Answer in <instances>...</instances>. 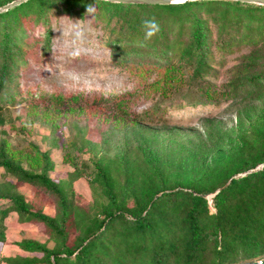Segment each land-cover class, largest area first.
I'll return each instance as SVG.
<instances>
[{"label":"trees","instance_id":"16d2710c","mask_svg":"<svg viewBox=\"0 0 264 264\" xmlns=\"http://www.w3.org/2000/svg\"><path fill=\"white\" fill-rule=\"evenodd\" d=\"M9 1L0 0V6ZM89 4L96 7L93 20L103 29L113 62L131 73L140 89L146 86L143 95L154 89L156 98L175 93L181 97L172 106L193 107L205 100H233L244 91L248 99L243 102L248 103L263 89L264 79L257 73L264 61V5L235 0H186L183 4L26 0L0 12V107L19 90L18 70L27 55L23 23L43 27L39 42L45 53L51 40L48 14L82 16ZM151 17L160 30L145 40L142 21ZM239 46L249 50L237 57L227 81L216 92L204 81L212 71L214 52L225 58ZM131 95L118 93L107 99L103 93H92L84 99L92 97L90 103L96 106L113 100L116 116L123 118L130 115L124 107ZM55 96L54 103L63 102ZM76 96L69 94L67 101ZM153 110L134 114L132 123L165 124L164 108ZM117 164L122 181L109 172L107 161L93 163L92 181L99 196L82 207L49 177L52 165L45 153L37 148L34 155L9 151L0 144V168L14 180V185L7 183L0 191L5 201L0 206L2 229L10 211L18 221L41 224L46 236L43 241H15L31 257H8L5 263L264 264V110L248 119L225 153L191 182H177L170 172L153 166L139 169L125 156ZM18 184L32 185L50 197L53 212L32 207L14 190ZM36 253L39 258L34 257ZM258 257L262 259L256 261Z\"/></svg>","mask_w":264,"mask_h":264},{"label":"rangeland","instance_id":"374dc122","mask_svg":"<svg viewBox=\"0 0 264 264\" xmlns=\"http://www.w3.org/2000/svg\"><path fill=\"white\" fill-rule=\"evenodd\" d=\"M48 22L51 40L45 53L39 42L43 27L28 21L23 23L26 62L19 66L18 92L0 107V144L9 151L34 155L37 148L45 153L52 165L49 177L82 207H87L88 202L90 206L99 196L98 186L92 181L94 162L107 161L109 172L117 175L119 181L123 180L122 174L115 167L125 156L139 169L153 166L170 172L177 182H191L204 166L225 153L248 119L264 110V85L248 103L243 102L248 99L246 91L233 100L222 98L218 103L205 100L193 107L172 106L181 97L175 93L156 98L154 89L143 95L146 86L140 89L131 73L113 62L112 49L93 15L51 11ZM248 50L249 46L236 47L225 58L214 52L212 71L204 76V81L217 92L227 81L237 57ZM261 63L263 67L257 74L264 79V61ZM125 92L132 93L124 107L130 115L121 118L115 114L113 100L107 99ZM92 93H103L107 102L96 106L90 103L92 97L84 99L85 94ZM69 94L77 96L67 101ZM55 95L62 97L63 102L54 103ZM156 106L164 108L165 124L132 123L134 114L142 115L148 110L155 113ZM7 183L14 185V180L0 168V191ZM14 190L32 207L44 213L53 212L50 197L43 196L36 187L18 184ZM205 197L209 198L210 194ZM4 202L0 199V206ZM3 223V229L0 224L4 240L0 241V264H6L3 259L8 257H31L30 253L19 250L15 241L46 239L41 224L18 221L13 212L7 213ZM39 256L34 254L36 258ZM261 259L258 257L256 261Z\"/></svg>","mask_w":264,"mask_h":264},{"label":"clouds","instance_id":"9594fccd","mask_svg":"<svg viewBox=\"0 0 264 264\" xmlns=\"http://www.w3.org/2000/svg\"><path fill=\"white\" fill-rule=\"evenodd\" d=\"M105 3H110L111 0H104ZM174 4H183L186 2V0H172ZM96 11V7H94L92 4H89L87 6V14L88 15H93ZM142 28L144 30V38L145 40H150L153 36H155L159 30V24L156 21L155 17L151 18H145L142 21Z\"/></svg>","mask_w":264,"mask_h":264},{"label":"water","instance_id":"95a60500","mask_svg":"<svg viewBox=\"0 0 264 264\" xmlns=\"http://www.w3.org/2000/svg\"><path fill=\"white\" fill-rule=\"evenodd\" d=\"M26 0H11L4 5L0 6V12L4 11L10 7L18 5ZM246 3H255L259 5H264V0H235ZM111 2L115 3H133V4H171L172 0H111ZM239 176V175H236Z\"/></svg>","mask_w":264,"mask_h":264},{"label":"built area","instance_id":"2783aa9c","mask_svg":"<svg viewBox=\"0 0 264 264\" xmlns=\"http://www.w3.org/2000/svg\"><path fill=\"white\" fill-rule=\"evenodd\" d=\"M208 206L211 208V203H210V200H208Z\"/></svg>","mask_w":264,"mask_h":264}]
</instances>
